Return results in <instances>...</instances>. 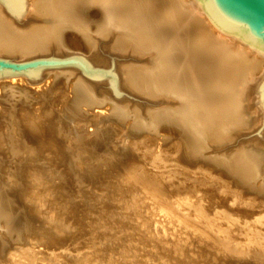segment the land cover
I'll list each match as a JSON object with an SVG mask.
<instances>
[{"label":"bare ground","instance_id":"obj_1","mask_svg":"<svg viewBox=\"0 0 264 264\" xmlns=\"http://www.w3.org/2000/svg\"><path fill=\"white\" fill-rule=\"evenodd\" d=\"M24 1L26 5L20 16L0 5V58L32 59L48 51L51 44L59 46L66 30L74 29L87 35L89 11L97 8L103 19L95 31L112 36L111 49L116 53L124 55L129 51L139 59L135 61L138 64L121 67L122 88L151 99L163 97L175 101L171 108L142 117L130 111L125 106L127 103L119 106L112 101L109 80L101 84L98 79L82 77L75 69L42 68L37 78L22 74L29 84H39L46 78H53L54 83L59 77L64 80L73 75L74 109L82 111L81 107L91 110L110 105L111 115L119 110L124 118L149 130L167 121L185 129L199 151L210 142H225L235 130L251 129L262 119L263 79L253 78L262 60L253 58L252 53L262 55L263 52L215 26L197 0ZM26 13L40 18V22L21 26ZM143 56L150 61L141 60ZM17 75H2L0 80ZM15 80L0 82V101L9 97L12 101L19 98L23 103L31 98L33 92L25 86H15ZM16 81L24 82L23 79ZM27 107L21 105L17 109L21 116V137L31 142L35 140L41 150L38 152L28 145L11 169L13 172L19 169L18 163L22 161L42 162L44 157H50L67 175L64 146L71 149V156H76L81 147L78 145L85 143L84 138L75 134L72 143L65 145L52 135L44 116L34 114ZM76 119L94 127L104 121L98 112ZM60 132L57 130L58 135ZM91 135L88 141L92 140ZM251 146L227 161L236 174L256 181L264 175V141H256ZM19 149L14 146L13 154H18ZM67 183L58 179L45 182L44 199L38 193L31 194L34 212L62 221L66 232L60 225L55 230H42L26 213L20 221L22 233L16 236L17 221L5 206L13 207L16 196L9 190L0 193V264H242L230 254L247 257L257 252L258 241L249 227L243 225L245 228H242L238 218L231 214L223 215L225 200L218 203V209L212 207L208 198L203 200V205L193 197H178L180 199L174 202L178 205L180 200L190 204L194 201L196 213H203V217L208 214L207 224L210 223L211 229L215 226L219 231L217 226L222 225L220 232L214 230L217 237L214 241L191 232L175 221L172 213L164 214L162 202L157 199L158 192L149 181H144L140 191L143 197L136 201L131 199L129 184L115 186V198L104 186L99 199L89 208L71 195L68 189L73 185L71 180ZM182 214V218L187 215L185 209ZM240 214L245 216L246 212L240 211ZM221 217L226 221H221L224 219ZM13 233L14 244L5 248L3 236L12 238ZM261 256L264 257V251Z\"/></svg>","mask_w":264,"mask_h":264},{"label":"rangeland","instance_id":"obj_2","mask_svg":"<svg viewBox=\"0 0 264 264\" xmlns=\"http://www.w3.org/2000/svg\"><path fill=\"white\" fill-rule=\"evenodd\" d=\"M99 11L100 9L97 8H92L89 11L87 35L74 29L66 30L59 46L51 44L48 51L40 53L32 59L10 58L6 60L26 62L37 58L52 56L67 58L76 55L85 58L93 68L103 69H109L113 60L112 71L117 76L118 90L123 92L122 95L116 96L111 91L113 102L119 106H122V102L127 103L125 106L130 111H135L142 117L160 109L175 106V101L172 99L163 97L151 99L122 88L121 67L135 63L139 59L129 51L124 52V55L116 53L114 49H111L112 36L99 35L95 31L96 26L101 24L103 19ZM31 17L29 13H26L25 19L20 25L40 22V18ZM252 57L262 60V64L253 74V78L254 80H258L260 77L263 79L264 55L252 53ZM140 58L146 61L149 59L147 56ZM43 69L51 71L75 69L82 77H86L78 66L73 65L44 67ZM11 78L23 79V83L15 80L14 85L25 86L33 92V94L30 93L31 98L23 103L19 98V100L12 101L9 97H3L0 101V193L9 190L16 196V202L12 204L13 207L5 205L6 209L11 210L15 221H17L15 230L18 233L16 236L22 233L20 221L26 213L30 214V217L39 224L42 230H55L60 225L66 232L62 221L60 223L56 219L44 218L35 213L33 209L34 201L31 194L38 193V196L44 199L46 197L43 192L45 191L44 184L49 180L58 179L63 184H68L67 181L71 180L73 185L68 189L72 196L75 195L81 200L85 208L93 206V203L101 196L104 186L110 189L112 198H115V186L124 183L130 185L132 188L131 199L136 201L143 197L140 191L144 181H149L158 192L157 199L162 202L164 214L172 213L171 216H175V221L182 223L191 232H198L201 236L214 241L217 238L214 233L220 232L222 225L217 226L220 228L219 231L215 226L211 229L210 223L207 224L206 216L208 214L203 217V213H196L194 201L190 204L180 200L177 202L178 205H175L174 202L180 198L193 197V200L203 205L205 203L203 200L208 198L211 200L212 207L217 208L218 203L225 200L226 207L222 210L223 215L228 213L238 218L241 227L248 226L254 239L258 241L257 252L254 255L242 257L230 254V256L242 264H264V257L261 256L264 251L262 248L264 246V175L256 181L248 180L246 177L236 174L227 161L239 151L251 148L252 143L264 141L262 119L251 129L235 130L225 142H210L205 145L204 150L199 151L195 145L196 142L192 140L185 129L173 126L167 121L161 122L157 129L149 130L136 124L132 119L124 118L119 114V110L111 115L110 105L91 110L86 107H81L82 111L74 109L71 101L72 87L75 81L73 75L64 80L59 77L54 83L53 78H46L39 84L27 83L22 74ZM11 78H3L0 82H10ZM109 79L110 77L106 76L97 81H101L103 84ZM50 82L53 84L50 85ZM107 85L109 87L108 82ZM0 92L2 93V91ZM41 92L42 94L39 95L38 93ZM252 98L251 104L254 108V95L251 96ZM21 105L28 106L27 108L34 114H42L52 135L58 140H62L65 145L72 143L75 134L84 138L86 144L78 145L81 147L76 156H71V149L64 146L66 154L64 165L67 166V175L50 157H44L42 162L22 161L18 163L19 169L14 172L11 169L14 160L26 152L25 148L28 145L34 147L38 152L41 150L35 144V140L31 142L30 139L21 137L23 134L22 126L19 124L21 116L17 112ZM93 112L101 113V117L104 118V121H101L97 127L92 126L91 123L77 122V116H88ZM57 130L61 131L59 135ZM89 134H92L91 141L87 140ZM14 146L20 147L18 154H13ZM68 153L69 156H67ZM29 167H35V169ZM53 209L51 208V212ZM183 209L187 214L184 218L181 216ZM240 211L246 212L245 216H242ZM221 221L225 222L226 219H221ZM14 235V233L11 235L12 238L3 236L2 240H6L5 248L14 244ZM162 241L168 242L165 239ZM37 249L40 250L41 247Z\"/></svg>","mask_w":264,"mask_h":264},{"label":"water","instance_id":"obj_3","mask_svg":"<svg viewBox=\"0 0 264 264\" xmlns=\"http://www.w3.org/2000/svg\"><path fill=\"white\" fill-rule=\"evenodd\" d=\"M212 23L238 37L264 54V0H197ZM0 5L7 11L20 16L25 7L24 0H0ZM78 66L84 75L92 79L109 76V85L116 96L123 92L118 90L117 76L109 69L93 68L82 56L67 58H37L26 62H13L0 58V76L25 74L37 78L44 67ZM263 101L262 123L264 124V78L261 82Z\"/></svg>","mask_w":264,"mask_h":264}]
</instances>
